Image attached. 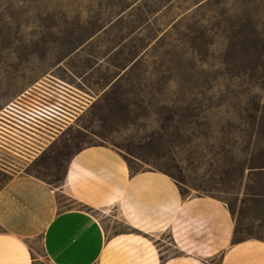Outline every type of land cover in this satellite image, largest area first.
Wrapping results in <instances>:
<instances>
[{
  "label": "rangeland",
  "instance_id": "rangeland-1",
  "mask_svg": "<svg viewBox=\"0 0 264 264\" xmlns=\"http://www.w3.org/2000/svg\"><path fill=\"white\" fill-rule=\"evenodd\" d=\"M259 39L264 0H0V186L21 173L59 188L75 152L107 144L264 239V202L245 198L264 176L240 179L255 152L239 42Z\"/></svg>",
  "mask_w": 264,
  "mask_h": 264
},
{
  "label": "crops",
  "instance_id": "crops-1",
  "mask_svg": "<svg viewBox=\"0 0 264 264\" xmlns=\"http://www.w3.org/2000/svg\"><path fill=\"white\" fill-rule=\"evenodd\" d=\"M0 227V264H264V241H233L225 202L183 196L156 170L134 173L107 144L75 152L59 188L11 175L0 186Z\"/></svg>",
  "mask_w": 264,
  "mask_h": 264
},
{
  "label": "trees",
  "instance_id": "trees-1",
  "mask_svg": "<svg viewBox=\"0 0 264 264\" xmlns=\"http://www.w3.org/2000/svg\"><path fill=\"white\" fill-rule=\"evenodd\" d=\"M239 46L243 50V53H241L239 58L240 61L239 63L242 67V72L239 78L242 79V82H244V79L248 80V84L245 83L246 80L243 84V86L246 85V87L248 85V88H246L243 91V93H241L238 99L240 100L241 103L249 102V107L246 109V111L248 113V116L252 124L251 143L252 146H254L253 152H255L253 155L251 166L247 164H245L244 166L242 165V172L240 175V179L244 180L245 173L249 169L250 170L249 180L255 184H258L262 176H264V73L261 74L260 72L261 68L264 69V55L261 53V51H264V40L263 39L254 40V41L242 40L241 42H239ZM127 68L123 72L126 73ZM122 76H123L122 74H119L110 84V86L113 87L114 84L117 83L122 78ZM155 170L172 178L179 186V189L183 196L186 195L183 193L181 186H187L192 188V186L187 184V182H185L180 176H177L175 173L171 172L168 169L155 168ZM131 171L133 172L132 168ZM139 172L142 171H138L136 173ZM36 177L44 180L39 176ZM207 196L216 198L211 195H207ZM245 198L247 202H255V201L264 202V192L247 188L245 193ZM229 210L235 220L234 212L230 208ZM1 232H2V228L0 227V233ZM239 233L240 230L235 220V235L233 239L235 243L250 239H257L264 241V239L255 238V237L239 238L238 237Z\"/></svg>",
  "mask_w": 264,
  "mask_h": 264
}]
</instances>
